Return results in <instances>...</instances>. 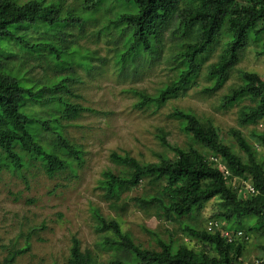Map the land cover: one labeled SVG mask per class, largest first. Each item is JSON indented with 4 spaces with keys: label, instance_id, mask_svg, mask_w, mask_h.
Returning a JSON list of instances; mask_svg holds the SVG:
<instances>
[{
    "label": "trees",
    "instance_id": "16d2710c",
    "mask_svg": "<svg viewBox=\"0 0 264 264\" xmlns=\"http://www.w3.org/2000/svg\"><path fill=\"white\" fill-rule=\"evenodd\" d=\"M87 23L100 24L98 32L113 37V60L125 76L166 62L170 74L155 92L133 86L124 90L136 97L133 107L140 111L160 110L198 85L203 74L211 81L203 92L215 93L252 41L260 42L257 54L264 56V0H82L74 8L63 0H0V172L25 181L32 167H40L50 178L67 169L77 175L84 150L66 128L85 113L100 112L78 101L76 85L83 82L78 68L90 74L98 69L96 59L106 61L77 43ZM72 28L81 33L74 34ZM168 39L172 45L163 57ZM218 43L222 51L217 61L205 67ZM36 59L44 60L52 71L46 81L30 73L28 61ZM22 70L23 77L18 76ZM240 80L222 96V106L249 100L251 104H244L238 114L240 125L246 127L264 118V78L243 70ZM169 116L200 148L173 145L161 130L158 137L172 157L160 155L158 161L145 162L113 151L110 159L119 168L104 169L97 187L118 214L134 206L147 215L178 222L196 246L148 229L156 244L145 247L118 218L95 206L98 246L111 252L110 264H245L244 251L252 236L264 240V153L259 150L264 148V131L252 130L250 140L242 130L233 129L239 152L223 140L212 119L178 107ZM219 162L230 176L218 168ZM240 181L251 182L256 193L245 192ZM139 188L141 192L132 194ZM213 198L219 199L220 211L200 227L195 212ZM213 219L242 234L226 241L219 231H208ZM29 246L14 251L2 264H15V256ZM260 246L264 250V241ZM62 264L103 263L73 235ZM252 264H264V257Z\"/></svg>",
    "mask_w": 264,
    "mask_h": 264
},
{
    "label": "rangeland",
    "instance_id": "374dc122",
    "mask_svg": "<svg viewBox=\"0 0 264 264\" xmlns=\"http://www.w3.org/2000/svg\"><path fill=\"white\" fill-rule=\"evenodd\" d=\"M81 1L63 0L66 7L73 8ZM99 28L100 24H85L83 35L77 38V43L84 49H91L96 57L106 58V61L96 59L98 69L90 74L78 68L83 82L76 87L81 94L78 101L100 112L85 113L66 128L70 139L82 146L84 162L78 168L76 176L67 169L50 178L40 167H32L27 170L28 180L25 181L11 172H0V264L14 251L27 247L28 243L29 249L15 256V264H62L69 255L73 235L80 238L84 249L94 250L103 264H110L111 252L101 250L98 246L101 236L96 231L92 214L95 206L104 215L118 218L123 229L129 231L145 247L156 244L148 229L164 238L173 235L174 239L182 243L196 246V241L185 237L178 222L147 215L134 206H129L122 214L110 207L97 187L104 169L119 168L110 159V154L113 151L129 153L145 162L158 161L160 155L172 157L173 152L158 137L161 130H164L167 140L173 145L187 147L191 143L200 148L180 123L170 118V112L176 107L189 109L201 117L212 119L223 140L234 145L236 151L239 150L232 134L233 129L242 130L250 140H254L252 130L264 131V118L257 124L246 127L239 123V110L244 104H251L249 100L230 107L222 106V96L231 86L241 82V71H255L264 78V56L257 54L260 42L252 41L249 44L241 61L232 70L229 80L215 93L203 92V87L211 84L203 74L198 85L170 100L160 110L140 111L133 107L136 97L124 90L133 86L155 92L168 79L170 71L167 64L162 60L142 69L137 75L121 74L113 60V37L99 33ZM71 30L74 34L81 33L77 28ZM171 45L172 42L168 39L163 57H167ZM221 51L222 43H218L212 48L205 67L217 61ZM29 64L32 69L30 73L36 79L46 81L52 76V71L44 60H30ZM18 76L23 77V70ZM259 150L264 153L263 147H259ZM141 190L139 188L132 194ZM219 211V199H211L195 212L198 225L205 226ZM182 220L195 223L188 217ZM232 223L229 225H233ZM261 240L264 241L256 235L252 236L244 251L245 264H252L264 257Z\"/></svg>",
    "mask_w": 264,
    "mask_h": 264
},
{
    "label": "built area",
    "instance_id": "2783aa9c",
    "mask_svg": "<svg viewBox=\"0 0 264 264\" xmlns=\"http://www.w3.org/2000/svg\"><path fill=\"white\" fill-rule=\"evenodd\" d=\"M218 168L224 173L225 176H230L231 172L230 170L221 162L218 164ZM239 181V179L237 178ZM235 182L233 181V184ZM242 185L244 186L245 192L248 193H256L255 187L252 185L251 182H246V181H240ZM237 185V184H235ZM209 232H220V235L225 238L226 241L230 242L232 241L235 237L240 236L242 234L241 230L235 231L232 229H229L225 226L224 222L219 219H213L207 226Z\"/></svg>",
    "mask_w": 264,
    "mask_h": 264
}]
</instances>
